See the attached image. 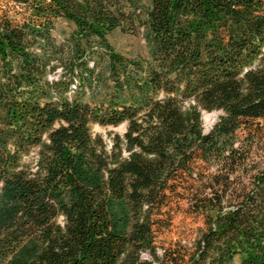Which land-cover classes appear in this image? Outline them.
<instances>
[{"label": "trees", "instance_id": "trees-1", "mask_svg": "<svg viewBox=\"0 0 264 264\" xmlns=\"http://www.w3.org/2000/svg\"><path fill=\"white\" fill-rule=\"evenodd\" d=\"M14 1L25 19L0 15V264H264V0ZM115 31L143 32L147 55L118 52ZM123 124L112 147L92 134ZM184 204L204 229L166 242Z\"/></svg>", "mask_w": 264, "mask_h": 264}, {"label": "rangeland", "instance_id": "rangeland-1", "mask_svg": "<svg viewBox=\"0 0 264 264\" xmlns=\"http://www.w3.org/2000/svg\"><path fill=\"white\" fill-rule=\"evenodd\" d=\"M9 13L13 19L22 22L25 19L21 6H18L14 0H0V15L3 13ZM71 26L64 21L57 23L54 35L58 39L63 38V33H69ZM110 41L116 48V50L125 56L134 57L136 55H147V44L143 36V32L137 34H125V32L115 31L110 35ZM221 111L204 112L203 122L206 132H209L219 118L221 117ZM127 130V125L123 124L118 127L108 126L102 127L100 125H94L92 128V134L94 137L102 136L107 142L109 147H112V139L116 135L123 136ZM38 159L37 151L32 152L29 156L24 158V163L29 165H35ZM253 160L261 167H264V138L257 139L253 148ZM186 204L180 211H177L170 230L165 232V235L161 237L166 242L170 240L182 239L188 243H192L199 236L201 230L204 229V221L200 217H194L185 212ZM236 264H240L237 259Z\"/></svg>", "mask_w": 264, "mask_h": 264}]
</instances>
